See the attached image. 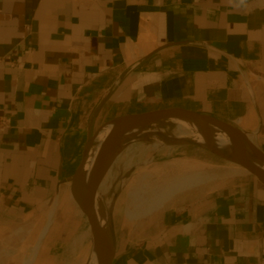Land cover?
Returning <instances> with one entry per match:
<instances>
[{"label": "crops", "instance_id": "obj_1", "mask_svg": "<svg viewBox=\"0 0 264 264\" xmlns=\"http://www.w3.org/2000/svg\"><path fill=\"white\" fill-rule=\"evenodd\" d=\"M164 103L264 151V0H0V264H52L62 231L37 244L53 206L85 222L68 178L89 137ZM219 162L121 225L111 264H264V186Z\"/></svg>", "mask_w": 264, "mask_h": 264}, {"label": "water", "instance_id": "obj_2", "mask_svg": "<svg viewBox=\"0 0 264 264\" xmlns=\"http://www.w3.org/2000/svg\"><path fill=\"white\" fill-rule=\"evenodd\" d=\"M170 119L187 122L196 129L200 138L191 139L157 133ZM148 129L157 133L162 144L196 146L224 162L238 166L264 186V151L246 132L214 115L175 103H164L119 115L103 124L89 137L79 164L68 178L71 196L84 214L88 226L90 250L85 264L112 263L116 249V233L111 210L106 209L108 221L105 222L104 191L98 189V184L113 167L117 156L126 145L135 141L150 142L144 137ZM90 148L93 150L91 155L93 159L91 169H86L85 163ZM240 149L249 150L254 162L246 160ZM54 208L53 206L48 219L51 217L53 220ZM46 231L42 232L38 246ZM105 239L109 242L106 249Z\"/></svg>", "mask_w": 264, "mask_h": 264}, {"label": "rangeland", "instance_id": "obj_3", "mask_svg": "<svg viewBox=\"0 0 264 264\" xmlns=\"http://www.w3.org/2000/svg\"><path fill=\"white\" fill-rule=\"evenodd\" d=\"M160 147L156 149L150 142L135 141L126 145L117 156L112 167L111 184L104 192V199L106 198L104 207L112 212L115 231H119L121 225H127L130 228L157 210L137 220L126 218L125 207L128 192L140 181L143 175H145L146 181L156 182L165 177L182 173L200 171L211 177L222 171L218 158L196 146L165 143ZM167 200L161 205H164ZM77 211L75 210L74 214L70 211L65 212V216L61 214L62 217H59L60 213L58 215L53 214L54 221L52 220L50 227L53 233L57 231L59 234L62 231L63 234L54 236L53 244H55L50 257L52 258V264L86 263L90 250L89 235L86 230L88 226L86 218L85 222L82 220L81 224L76 219ZM82 230H85V232L82 233Z\"/></svg>", "mask_w": 264, "mask_h": 264}, {"label": "bare ground", "instance_id": "obj_4", "mask_svg": "<svg viewBox=\"0 0 264 264\" xmlns=\"http://www.w3.org/2000/svg\"><path fill=\"white\" fill-rule=\"evenodd\" d=\"M145 132L146 133L144 137L147 138V140H149L150 143H152V146H154L156 149L161 148L160 146H162V143H160L161 139L158 138V136L156 135L157 133H159L160 135H171L175 137H185V138H191V139L200 138V136H198L196 132V129L193 128L190 124H188L187 122H183L179 120H172V119L166 122V126L159 128L157 133H155L151 129H148ZM100 136L101 134L99 135V137ZM92 153H93V150L92 148H90L88 157L85 163L86 169H91V161L93 159V157L91 156ZM240 153L246 160L250 162H254L252 154L249 150L240 149ZM128 164L130 165V163ZM111 174H112V168L110 169L109 172H107L106 176H104L102 180L99 182L98 189H100V191L105 192L107 188L110 186L111 178H112ZM207 178H210V176H208V174H203L200 171L177 174V175H173L170 177H165L156 182L146 181L145 175H143L140 181H138L133 187L131 186L132 188L128 192V196H127L128 198H127V203L125 207L126 218L129 220H137V219L143 218L147 216L148 214H150L152 211L162 206L161 204L165 200L171 198V196H174L173 194L183 189L190 188L194 186L195 184L203 182ZM104 202L106 205V198L104 199ZM104 218H105V222L107 223L108 212L106 209L104 210ZM51 220H52L51 217H49V219L46 222V225L44 226L43 232L47 230L46 228H48L49 224L52 222ZM108 244H109L108 240L105 239L104 241L105 249L107 248ZM37 247H38V244H37Z\"/></svg>", "mask_w": 264, "mask_h": 264}]
</instances>
